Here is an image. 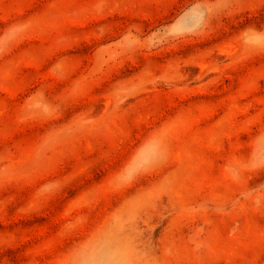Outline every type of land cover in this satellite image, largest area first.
Masks as SVG:
<instances>
[{"label":"rangeland","instance_id":"374dc122","mask_svg":"<svg viewBox=\"0 0 264 264\" xmlns=\"http://www.w3.org/2000/svg\"><path fill=\"white\" fill-rule=\"evenodd\" d=\"M0 264H264V0H0Z\"/></svg>","mask_w":264,"mask_h":264}]
</instances>
